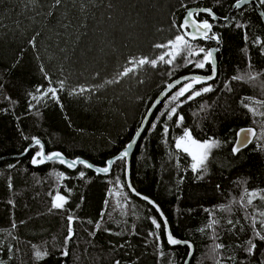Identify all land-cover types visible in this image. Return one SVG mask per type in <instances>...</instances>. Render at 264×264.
<instances>
[{"label":"trees","instance_id":"16d2710c","mask_svg":"<svg viewBox=\"0 0 264 264\" xmlns=\"http://www.w3.org/2000/svg\"><path fill=\"white\" fill-rule=\"evenodd\" d=\"M235 1L64 0L48 15L53 0H0V264H184L188 246H170L158 212L129 191L125 160L98 175L84 165L75 170L58 161L33 165L39 146L16 155L36 137L47 154L81 156L103 167L125 148L167 82L210 72L209 63L195 69L177 57L171 66L145 64L118 75L130 66L129 59L168 52L156 45L182 33L178 25L187 8H211L223 18ZM195 18L212 22L219 38L215 80L195 85L213 90L180 104L179 125L178 116L169 120L161 113L185 100L170 99L182 85L158 105L131 155L130 181L160 207L172 235L193 244L188 264H261L264 242L255 241L252 256L243 249L253 235L252 217L256 229L264 220L258 214L264 200L247 204L249 192L264 196V24L251 5L232 11L227 21L213 22L202 13ZM191 44L206 50L214 45L209 40ZM49 87L57 88L58 99L42 96ZM81 87L87 91L73 93ZM243 126L253 127L256 136L233 153L236 131ZM185 129L198 141L218 142L202 178L192 171L191 156L175 147ZM57 193L66 197L65 207L50 212ZM68 215L78 220L64 257ZM151 218L161 223L159 230ZM213 220L217 223L207 228ZM149 233L160 236L162 247ZM216 244L224 247L213 251ZM33 245L49 255L34 260Z\"/></svg>","mask_w":264,"mask_h":264},{"label":"snow or ice","instance_id":"6c2138e0","mask_svg":"<svg viewBox=\"0 0 264 264\" xmlns=\"http://www.w3.org/2000/svg\"><path fill=\"white\" fill-rule=\"evenodd\" d=\"M31 3L35 4L37 0H30ZM252 0H236V3L232 5L234 8H240L246 3H251ZM64 3V0H53L50 10L48 12V15H52L53 11L62 5ZM259 4L264 5V0H259ZM200 13H205L206 15L210 16L212 18L213 22H216L218 18L215 13L212 11L211 8H204L199 9L195 13L192 10H188L187 14L183 20V22L178 25L179 29H182L183 32L180 35H177L174 40L168 41L166 45H156L158 48H168L171 49V46L174 45L176 42H181L182 47L179 52H176L175 55L171 54V51L165 52L164 54L160 55L157 58L154 59H148L147 57L144 58H136L132 57L129 59L128 64L129 67H126L122 72H120L118 75L120 76H127L130 73H133L138 67H142L145 64H150L152 67H156L158 62L167 64V65H173L174 61L177 57H181L185 64L184 66H188L189 64L193 65L195 69H204L208 63H211L212 65V75L210 76H189V77H181L178 80H175L173 83L167 85V89L171 90L176 85H182L178 88V90L173 93V95L170 97L172 101L179 100L180 97H186L185 100L180 101L179 104H177L175 107H171L166 113H161V115H166L167 119H172L173 116H178L177 124L179 125L180 122L183 121V116L180 115L177 112V108L180 106V104L186 103L188 100H192L197 96L202 95L203 93H207L213 90L211 85H207L201 89H195L196 84H207V81L213 80L216 76V67H215V61L211 59L213 57V52L215 50H206L204 48H199L198 51H193L192 49V41L199 40V39H215L219 40L218 36L216 35H209L211 29L213 28V23L210 22L208 19H202L197 20L194 19V17L199 16ZM225 21H227L228 17H223ZM237 27H240L237 25ZM187 37V39H186ZM30 43L34 45L35 38H33ZM167 57V58H166ZM200 57L199 60L196 58ZM43 72V68L41 69ZM45 78L49 79L47 76V73H44ZM169 75H172V72H169ZM233 79H240V77H233ZM114 81H108V83H113ZM60 88L63 89L64 87V81H59ZM2 87V85H0ZM42 87V86H41ZM37 91H41L40 88L37 89ZM84 91H87V89L81 87L79 90L73 89V93H83ZM190 93V94H189ZM51 94V97L54 99H58L57 97V88L56 87H49L45 91L42 92V96H47ZM187 94V95H186ZM10 99V97L8 98ZM33 100H36L37 98L35 96L32 97ZM159 101H157L158 103ZM31 107V105H30ZM245 107H248L246 104ZM160 120V117H157V121ZM156 127V123L154 122L152 124V128L154 129ZM144 130L143 124L139 130H137L135 136L133 137L132 141L129 142L125 148L119 153L118 156L114 157L113 159H110L105 162V165L103 167H96L91 163H88L82 159L76 158L72 160H67L63 157V155L59 152H53L49 154H45L43 144L40 139H37L36 137L32 138L33 143L28 147L25 148L24 152L27 153L32 147L39 146L40 150L35 152V155L33 156L31 160V164L33 165H40L45 162H55L58 161L62 165H66L67 168H75L78 164L84 165L86 168L93 169L98 175L100 174H109L112 168V165L115 163L116 160L124 161L130 154V150L133 148V146L136 144L137 140L139 139L141 132ZM165 133L168 132L167 125L164 127ZM251 132V130H241L240 133H238V139H237V146L233 148V152L239 151V147L242 145H245L249 142L248 139V133ZM187 138L192 144L196 145L199 149V155L193 154L189 147H187L183 141ZM218 146V142L214 141L212 138H209L204 141H197L191 137V132L189 129L184 130V135L182 137H179L175 140V147L177 149H182L184 153H187L192 158V163L190 165L193 172H197L200 174V177L202 178L203 173L206 171V161L208 155L211 153V150ZM14 167V166H9ZM125 174L127 175V167H125ZM80 177L85 176V172L81 171L79 172ZM63 178V174H61V177ZM116 183L119 185L120 181L117 177ZM9 187H11V184H9ZM128 187L131 188L130 181L128 182ZM135 191L134 189H132ZM138 195V194H137ZM248 200L247 204L252 205L253 199L259 198L261 200H264V196L257 197L256 193L249 192L248 193ZM144 199H147V197H144ZM243 199V198H242ZM11 203V201H10ZM66 203V197L63 195H60L57 193L52 200L51 207L49 211L53 210H63ZM107 204V201L105 202ZM149 203H153L149 201ZM157 210L159 211L158 206ZM261 216H264V212L258 213ZM103 213H101V219L103 218ZM162 219H163V228H164V235L167 239V242L170 245H175L179 243H188L187 241L181 242L171 235L170 231L168 230V221L166 217H163V213H160ZM68 220V234L64 238V250L61 252V255L64 257H67L69 255L67 251V243L70 241L74 235L72 224L78 220L77 217H74L73 215L67 216ZM152 224L154 225L155 229L159 230L161 228V223L158 222L155 218H151ZM91 223V221H89ZM217 222L213 220L209 225H207V228H212ZM252 227H253V235L249 238V240L246 242V246L244 247V251L249 255L252 256L255 254V250L257 248V244L255 243L256 240H259L261 242H264V220L260 221V229H256L255 225L257 223V220L255 216L251 219ZM229 224H232V221H229ZM13 227H15V224H13ZM101 224L99 221L95 224V229L100 230ZM91 235H95V231L91 233ZM149 235H156V240L158 241V246L162 247L163 241L161 240L160 236L155 233H149ZM34 249V260H42L45 257L49 255L48 251L45 249L44 251L39 250L37 246H32ZM123 247V245H121ZM224 245L222 244H216L213 248V251H216L217 249L223 248ZM189 248H191V245L189 244ZM163 255V253H161ZM189 256H191V251L189 252ZM116 264H120V261H116ZM185 264H188V261H185ZM217 264H219V261H217ZM261 264H264V261L261 262Z\"/></svg>","mask_w":264,"mask_h":264},{"label":"water","instance_id":"95a60500","mask_svg":"<svg viewBox=\"0 0 264 264\" xmlns=\"http://www.w3.org/2000/svg\"><path fill=\"white\" fill-rule=\"evenodd\" d=\"M235 3H236V1H235L233 4H235ZM245 5H251V6H253V7L255 8L257 14L260 16V18H261L263 24H264V13H263V10H262V8L260 7L259 3H258L256 0H252L251 3H246V4H244L243 6H245ZM243 6H242V7H243ZM204 8H206V7H196V6H191V7L187 8V10H186V12H185V14H184V16H183V18H182L181 23L183 22V20H184V18H185V16H186L188 10H192V11L195 13L197 10H199V9H204ZM240 8H241V7H240ZM237 9H239V8L231 7V9L229 10V13H228L227 17L231 14L232 11H235V10H237ZM202 14H205V13H202ZM215 15H216L218 18H220V19H218L217 21H225L224 19H222L221 17H219L217 14H215ZM209 17H210V16H209ZM210 18H211V17H210ZM194 19H196V18L194 17ZM211 20H212V18H211ZM180 30H181V32H183L182 29H180ZM209 35H215V34L213 33V29H211ZM186 39H187V37H186ZM199 40H204V39H199ZM208 40L214 43V45L210 48V50H215V51L213 52V57H212L211 59H213V60L215 61L216 75H217V59H216V54H217V51H218V49H219V47H220V43H219V40H218V41L215 40V39H208ZM195 41H198V40H195ZM209 66H210V72H209L208 74H202V73H188V74H183V75H181V76H179V77H177V78H174L173 80L167 82V83L165 84V86L163 87V89L158 93V95L155 97V99H154L153 102L151 103V105H150L149 109L147 110V112H146L144 118L141 120L140 125H139V127H138L137 130H139V129L141 128L142 124H143V128H145L146 123L148 122V120L150 119L152 113H153L154 110L158 107V105H159V104H160V103H161V102H162V101H163V100H164V99H165V98H166V97H167V96H168L173 90H175L178 86H180V85H176V86L173 87L171 90H168V89H167V85H168V84L173 83L175 80H178V79H180L181 77H189V76H192V75H195V76H201V77H204V76H210V75H212V65H211V63H209ZM215 78H216V76H215ZM215 78H214L213 80H215ZM213 80L207 81V83H208V82H211V81H213ZM157 101H159V102L157 103ZM242 129H243V130H251V132L248 133V139H249V142H248L247 144H245V145L240 146V147H239V151L242 150V149H245L246 147H248V146L253 142V140H254V138H255V136H256L255 129H254L253 127H251V126H243V127L239 128V129L236 131L235 140H234V143H233V145H232V151H233V148L237 146L238 133H240V131H241ZM137 130H136V132H137ZM136 132L134 133L133 137L135 136ZM142 133H143V131L141 132V134H142ZM140 136H141V135H140ZM133 137L131 138V140H130L129 142L132 141ZM139 138H140V137H139ZM138 140H139V139H138ZM138 140H137V142H138ZM41 142H42V141H41ZM129 142H128V143H129ZM137 142H136V144H137ZM32 143H33V142H31V143L29 144V146H30ZM42 144H43L44 152H45V154H47V152H46V148H45V145H44L43 142H42ZM136 144H135V145L133 146V148L130 150V154H129V156L125 159V167H127V175L125 174V183H126V186H127V187H128V182L130 181V174H129V173H130V159H131V155H132V153H133V151H134V149H135ZM29 146H28V147H29ZM28 147H27V148H28ZM123 149H124V148H123ZM123 149H122V150H123ZM122 150H121V151H122ZM121 151H120V152H121ZM239 151H237V152H239ZM120 152H119V153H120ZM237 152H235V153H237ZM119 153H117L116 155L112 156V157L109 158L108 160L113 159L114 157L118 156ZM233 153H234V152H233ZM25 154H26V153L24 152V153H22V154H20V155H16V156H23V155H25ZM61 154H62V153H61ZM62 155H63V157H64L65 159H67V160H72V159L79 158V159H82V160H84V161H86V162H88V163H91L89 160H87V159H85V158H83V157H81V156H78V157H75V158H68V157H66L64 154H62ZM108 160H107V161H108ZM91 164H93V163H91ZM78 165H79V164H78ZM78 165H77L75 168H72V169L68 168V169H70V170H75V169L78 167ZM93 165H94V164H93ZM63 166L66 167V165H63ZM94 166H96V165H94ZM96 167H101V166H96ZM66 168H67V167H66ZM91 170H93V169H91ZM93 171H94V170H93ZM102 175H106V174H102ZM130 183H131V181H130ZM128 189H129V191H130L134 196L140 198L141 200H144V201H146L147 203H149V201L153 202V203H149V204H150L152 207H154L155 210L158 212L159 217H160V219L162 220V223H163V219H162V217H161V215H160V213L162 212V210L160 209V207H159V206H158V205H157V204H156L151 198H149V197H147V196H145V195H143V194L137 192V191L134 189V187L132 186V184H131V188L128 187ZM132 189H134L135 191H133ZM137 194H138V195H137ZM144 197H147V199H144ZM156 206H158L159 211L157 210V207H156ZM162 213H163V212H162ZM163 217H165L164 214H163ZM168 230L170 231L169 224H168ZM170 233H171V231H170ZM171 235H172V233H171ZM172 236H173V235H172ZM173 238H175V239H177V240H179V241H181V242L187 241L188 243H179V244H175V245H170V244L168 243L170 246H178V245H180V246H188V248H189V244H190V245H191V248H189V252L191 251V255L193 254L194 247H193V244H192L191 242H189L188 240H180V239L176 238L175 236H173ZM189 252H188L187 257H186V259H185V261L187 260L188 262H189V259H190V257H191V256H189ZM185 261H184V264H185Z\"/></svg>","mask_w":264,"mask_h":264},{"label":"rangeland","instance_id":"374dc122","mask_svg":"<svg viewBox=\"0 0 264 264\" xmlns=\"http://www.w3.org/2000/svg\"><path fill=\"white\" fill-rule=\"evenodd\" d=\"M182 34V33H181ZM182 43L181 42H176L174 45L171 46V49H168V51H171V54L175 55L176 52H179L181 50V47H182ZM199 48H194L192 47L191 50L195 51ZM192 137V136H191ZM193 139H195L194 137H192ZM196 140V139H195ZM198 141V140H197ZM183 143L189 147L190 151L193 153V154H197L199 155V149L197 148L196 145L192 144L189 140H187V138H185V140L183 141Z\"/></svg>","mask_w":264,"mask_h":264},{"label":"bare ground","instance_id":"6f19581e","mask_svg":"<svg viewBox=\"0 0 264 264\" xmlns=\"http://www.w3.org/2000/svg\"><path fill=\"white\" fill-rule=\"evenodd\" d=\"M230 17H231V16H230ZM230 17H229V18H230ZM169 226H170V225H169Z\"/></svg>","mask_w":264,"mask_h":264}]
</instances>
